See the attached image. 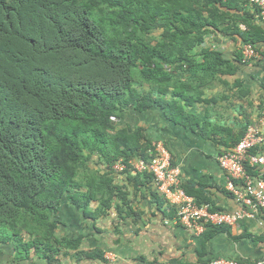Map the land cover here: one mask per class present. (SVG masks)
<instances>
[{
	"label": "trees",
	"instance_id": "1",
	"mask_svg": "<svg viewBox=\"0 0 264 264\" xmlns=\"http://www.w3.org/2000/svg\"><path fill=\"white\" fill-rule=\"evenodd\" d=\"M240 4L0 0V264L29 263L31 251L52 263L73 243L55 232L64 199L84 210L91 201L109 209L116 195L128 205L111 165L148 159L150 146L127 112L148 110L169 87L180 95L183 66H232L219 51L197 49Z\"/></svg>",
	"mask_w": 264,
	"mask_h": 264
},
{
	"label": "crops",
	"instance_id": "2",
	"mask_svg": "<svg viewBox=\"0 0 264 264\" xmlns=\"http://www.w3.org/2000/svg\"><path fill=\"white\" fill-rule=\"evenodd\" d=\"M238 8H230V17L207 33L197 49V53L205 48L219 51L232 66H183L175 76L180 80V95L169 87L158 103L143 112L130 110L125 119L131 129H142V144L150 146L146 153L150 155L155 144L166 148L197 203L193 195L201 192V199L224 212L243 207L224 188L227 176L217 157L233 147L247 127L259 126L264 132L260 122L264 23L254 7L240 4ZM246 39L256 40L257 54L242 61ZM257 147L264 154V141ZM140 156L130 158L123 171L110 168L112 182L126 193L127 206L118 195L109 209L91 201L84 210L64 199L55 216L59 220L55 232L73 243L62 247L52 263L31 251L30 262L24 264H208L217 257L256 260L264 256V210L233 226L196 234L176 221L174 207L159 197L152 177L134 172L132 166ZM138 175L139 180H132ZM116 207H121L122 217ZM107 253L111 259L105 258ZM97 254L101 257L94 258Z\"/></svg>",
	"mask_w": 264,
	"mask_h": 264
},
{
	"label": "built area",
	"instance_id": "3",
	"mask_svg": "<svg viewBox=\"0 0 264 264\" xmlns=\"http://www.w3.org/2000/svg\"><path fill=\"white\" fill-rule=\"evenodd\" d=\"M240 1L254 7L258 18L264 23V0ZM256 54L253 45L242 46V61ZM260 122L264 126V108ZM263 141L264 132L260 131L259 127L249 126L233 147L217 157L227 176L224 188L243 207L234 212L214 210L211 203L198 204L194 197L188 195L182 187L180 168L172 163L170 153L162 144L155 146L154 154L149 159H138L132 168L135 173L151 174L158 195L174 207L176 221L194 233L202 234L209 227L233 226L244 218L256 217L264 210V154L258 152L257 147ZM126 168L127 165L121 159L113 165V169L117 171ZM111 257L110 253L105 254L106 259ZM208 264H264V256L256 260L217 257L211 259Z\"/></svg>",
	"mask_w": 264,
	"mask_h": 264
},
{
	"label": "clouds",
	"instance_id": "4",
	"mask_svg": "<svg viewBox=\"0 0 264 264\" xmlns=\"http://www.w3.org/2000/svg\"><path fill=\"white\" fill-rule=\"evenodd\" d=\"M223 1H224V0H223ZM226 1H227V0H226ZM246 44H249V43H246ZM251 45H252V44H251ZM242 57H243V56H242ZM112 118H114V117H112ZM112 118H111V119H112ZM112 121H116V119L114 118V119H112ZM251 126H255V125H251ZM256 127H259V126H256ZM244 133H245V132H244ZM243 135H244V134H243ZM241 138H242V137H241ZM238 141H239V140H238ZM238 141H237V142H238ZM237 142H236V143H237ZM236 143H235V144H236ZM235 144H234V145H235ZM156 145H157V144L153 145V152L149 155V158H150V156H152V155L154 154V149H155V146H156ZM224 152H225V151H224ZM222 153H223V152H222ZM220 154H221V153H220ZM140 158H142V157L140 156L139 159H140ZM149 158H148V159H149ZM119 159L123 160V158H119ZM119 159H118V160H119ZM142 159H144V158H142ZM116 161H117V160H116ZM116 161H115V162H116ZM171 161H172V157H171ZM115 162H114V163H115ZM123 162H125V161L123 160ZM114 163L111 165V168H112V169H113V165H114ZM126 163H130V159H128V160L125 162V164H126ZM172 163H173V161H172ZM218 163H219V162H218ZM126 165H127V164H126ZM219 165H220V164H219ZM141 174H148V173H141ZM148 175H150V176L152 177L151 174H148ZM152 178H153V177H152ZM183 186H184V185H183ZM183 186H182V187H183ZM183 188H184V187H183ZM157 194H158V193H157ZM159 197H160V196H159ZM160 198H161V197H160ZM161 199H163V198H161ZM163 200H164V199H163ZM164 201H165V200H164ZM222 227H224V226H222Z\"/></svg>",
	"mask_w": 264,
	"mask_h": 264
},
{
	"label": "rangeland",
	"instance_id": "5",
	"mask_svg": "<svg viewBox=\"0 0 264 264\" xmlns=\"http://www.w3.org/2000/svg\"><path fill=\"white\" fill-rule=\"evenodd\" d=\"M160 32H161V30H156L154 33H155V35L158 36V35H160ZM93 167H96V166L93 164ZM1 264H14V263H12L10 260V257H8L5 260H2Z\"/></svg>",
	"mask_w": 264,
	"mask_h": 264
}]
</instances>
